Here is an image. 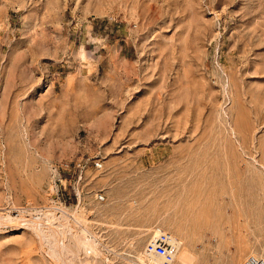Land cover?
Returning <instances> with one entry per match:
<instances>
[{
  "label": "rangeland",
  "instance_id": "1",
  "mask_svg": "<svg viewBox=\"0 0 264 264\" xmlns=\"http://www.w3.org/2000/svg\"><path fill=\"white\" fill-rule=\"evenodd\" d=\"M263 166L264 0H0V264H60L23 226L46 212L111 264L155 227L239 264Z\"/></svg>",
  "mask_w": 264,
  "mask_h": 264
},
{
  "label": "bare ground",
  "instance_id": "2",
  "mask_svg": "<svg viewBox=\"0 0 264 264\" xmlns=\"http://www.w3.org/2000/svg\"><path fill=\"white\" fill-rule=\"evenodd\" d=\"M231 201L234 203L233 199ZM46 213L43 214V221L40 223L26 222L25 224L23 223V226L34 230L37 238L43 242L45 247H47L48 251H46V254L49 255L53 260L60 262V264H111L108 256L104 255L99 244L90 238L86 231L79 233L78 231L80 230L78 229L77 231L76 228L70 226L68 221H62L63 223H60L58 220L60 218H57V216L53 214L54 212L48 214ZM76 218L74 217V223L76 222L77 225V220L79 218ZM11 221L12 220H10V222ZM158 230L161 229L155 227L153 235H155ZM172 238L174 240L175 247L174 261L172 264H192L190 262L192 257L184 251L182 247V241L176 240L173 235ZM250 254V256L257 255L258 257L264 259V254H259V252L255 253L252 251ZM140 258L142 260V264H160L159 258L146 256L145 254H141ZM135 259H137V257ZM130 263L138 264L137 261Z\"/></svg>",
  "mask_w": 264,
  "mask_h": 264
},
{
  "label": "built area",
  "instance_id": "3",
  "mask_svg": "<svg viewBox=\"0 0 264 264\" xmlns=\"http://www.w3.org/2000/svg\"><path fill=\"white\" fill-rule=\"evenodd\" d=\"M92 164L96 170L101 167L98 161ZM73 167L79 169L80 164L76 163ZM97 200L102 201V195H97ZM142 251L146 256L159 258L160 264H172L175 253L174 240L170 234L158 230L155 235L147 239ZM239 264H264V259L258 256H246Z\"/></svg>",
  "mask_w": 264,
  "mask_h": 264
}]
</instances>
